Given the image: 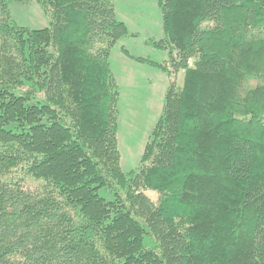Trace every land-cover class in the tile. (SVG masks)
Segmentation results:
<instances>
[{"label":"trees","instance_id":"obj_1","mask_svg":"<svg viewBox=\"0 0 264 264\" xmlns=\"http://www.w3.org/2000/svg\"><path fill=\"white\" fill-rule=\"evenodd\" d=\"M38 2L31 30L0 0V264H264V0H158L184 83L129 173L114 0Z\"/></svg>","mask_w":264,"mask_h":264},{"label":"rangeland","instance_id":"obj_2","mask_svg":"<svg viewBox=\"0 0 264 264\" xmlns=\"http://www.w3.org/2000/svg\"><path fill=\"white\" fill-rule=\"evenodd\" d=\"M13 22L20 27L40 30L50 27L51 19L45 14L38 0H6ZM116 15L123 22L129 35L122 37L110 54V67L120 89L118 103V144L121 154V169L124 173L136 170L152 133L163 115L169 87L184 83V72L171 75L170 56L176 51L157 49L155 42L164 41L162 13L158 0H114ZM127 50V55L123 50ZM142 58L165 65V69L141 63ZM179 71V70H178ZM177 90V88H176ZM210 90H208L209 92ZM145 194L158 203V192L147 190ZM101 195L114 200V194L106 189ZM145 244L152 246L146 238Z\"/></svg>","mask_w":264,"mask_h":264}]
</instances>
